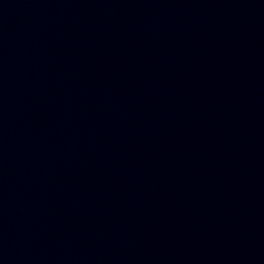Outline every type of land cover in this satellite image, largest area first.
Instances as JSON below:
<instances>
[{"label": "water", "instance_id": "water-1", "mask_svg": "<svg viewBox=\"0 0 264 264\" xmlns=\"http://www.w3.org/2000/svg\"><path fill=\"white\" fill-rule=\"evenodd\" d=\"M0 264H264V0H0Z\"/></svg>", "mask_w": 264, "mask_h": 264}]
</instances>
